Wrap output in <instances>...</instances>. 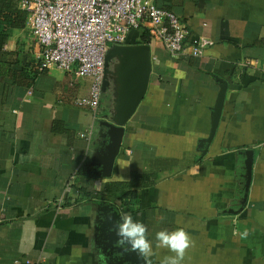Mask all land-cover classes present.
Returning a JSON list of instances; mask_svg holds the SVG:
<instances>
[{
	"label": "crops",
	"instance_id": "1",
	"mask_svg": "<svg viewBox=\"0 0 264 264\" xmlns=\"http://www.w3.org/2000/svg\"><path fill=\"white\" fill-rule=\"evenodd\" d=\"M155 2L187 24L189 40L208 43L200 56H173L151 39L149 86L108 175L99 173L107 96L95 114L77 104L90 78L40 72L28 27L9 36L0 54V264H131L119 227L111 235L123 215L146 225L148 264L175 255L155 234L178 228L193 242L182 264H264V0ZM218 78L227 87L210 136ZM91 126L89 139L80 136Z\"/></svg>",
	"mask_w": 264,
	"mask_h": 264
},
{
	"label": "built area",
	"instance_id": "2",
	"mask_svg": "<svg viewBox=\"0 0 264 264\" xmlns=\"http://www.w3.org/2000/svg\"><path fill=\"white\" fill-rule=\"evenodd\" d=\"M27 12L26 26L39 45L41 72L51 66L88 77L90 92L79 105L97 111L102 96L105 56L109 46L124 44L131 30L144 28L173 56L202 55L207 40L192 37L187 24L155 0H20ZM92 126L80 133L87 139Z\"/></svg>",
	"mask_w": 264,
	"mask_h": 264
},
{
	"label": "water",
	"instance_id": "3",
	"mask_svg": "<svg viewBox=\"0 0 264 264\" xmlns=\"http://www.w3.org/2000/svg\"><path fill=\"white\" fill-rule=\"evenodd\" d=\"M151 73L152 56L149 43L113 44L108 47L102 82V93L108 98V114L106 120L101 122L102 127L100 128V134L104 137L107 136V142L100 155L101 170L99 173L104 175L110 173L122 146L125 126L147 92ZM218 80L221 85L213 106L210 136L219 121L227 87V82L224 79L218 78ZM209 139L210 137L208 141ZM246 164L248 169L246 189H248L251 168L250 156ZM106 216L113 221V218L119 217V214L113 211L107 213ZM117 228L118 226L113 228L111 235L117 233L115 231ZM125 242L127 243L126 248L131 251V264H148L146 258L141 257L138 249L133 250L130 239L124 238Z\"/></svg>",
	"mask_w": 264,
	"mask_h": 264
},
{
	"label": "clouds",
	"instance_id": "4",
	"mask_svg": "<svg viewBox=\"0 0 264 264\" xmlns=\"http://www.w3.org/2000/svg\"><path fill=\"white\" fill-rule=\"evenodd\" d=\"M120 240L117 243L122 244L124 238L130 239L133 250H139L142 258L149 257L152 254L151 241L146 237V225L140 221H134L131 215H123L122 222L119 223ZM247 231L240 233L241 238L247 237ZM159 241V246L175 253L169 257L165 264H182L185 257V251L192 245L190 235L183 229L178 228L173 231L160 230L155 234Z\"/></svg>",
	"mask_w": 264,
	"mask_h": 264
},
{
	"label": "trees",
	"instance_id": "5",
	"mask_svg": "<svg viewBox=\"0 0 264 264\" xmlns=\"http://www.w3.org/2000/svg\"><path fill=\"white\" fill-rule=\"evenodd\" d=\"M26 19L27 12L20 8V0H0V54L3 53V47L11 33L15 29L23 28L26 25ZM140 30L142 35L139 42L150 43L151 38L148 32L144 28ZM135 183L136 181L133 180L131 185Z\"/></svg>",
	"mask_w": 264,
	"mask_h": 264
},
{
	"label": "rangeland",
	"instance_id": "6",
	"mask_svg": "<svg viewBox=\"0 0 264 264\" xmlns=\"http://www.w3.org/2000/svg\"><path fill=\"white\" fill-rule=\"evenodd\" d=\"M135 30H137V29H133V30H131L130 33H129V35L135 33ZM103 94H104V93H103Z\"/></svg>",
	"mask_w": 264,
	"mask_h": 264
}]
</instances>
